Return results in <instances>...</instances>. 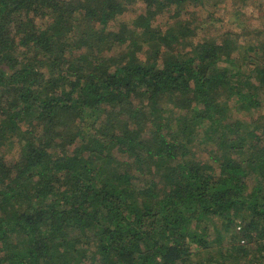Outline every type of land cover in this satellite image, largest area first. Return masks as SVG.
I'll return each mask as SVG.
<instances>
[{"label":"trees","instance_id":"trees-1","mask_svg":"<svg viewBox=\"0 0 264 264\" xmlns=\"http://www.w3.org/2000/svg\"><path fill=\"white\" fill-rule=\"evenodd\" d=\"M209 2L0 0V264L264 252V40H194Z\"/></svg>","mask_w":264,"mask_h":264},{"label":"rangeland","instance_id":"rangeland-1","mask_svg":"<svg viewBox=\"0 0 264 264\" xmlns=\"http://www.w3.org/2000/svg\"><path fill=\"white\" fill-rule=\"evenodd\" d=\"M193 11L199 13L198 16L196 15V19L194 20V23L198 26L197 29H200L198 36L194 37V40L196 41L197 38L203 39L204 37H217L219 35H222L220 36L221 38L223 36H228L234 41H240L246 44L248 42L254 41L255 39L264 40V0H246L245 2H240L239 0H210V2L206 3L204 6H195ZM129 16L130 15H127L126 18ZM164 24H161L163 25L162 27H165ZM199 24L202 26L199 27ZM240 48L242 51L244 50L243 45H240ZM263 114L264 105H262L259 109L251 110L249 113H239L238 116L249 120L251 117L257 118ZM209 223L211 228H213L215 225H219L218 220H214V222ZM239 225L240 224L238 223L236 226H234V230L232 229L233 232H230V235L224 232L221 233L222 237H224L222 247L227 248L228 251L233 250L232 248L234 243H239ZM254 233L257 234V236L255 235L256 238H252L253 240L249 241V246L253 245L252 247H257V244H261L263 237H260L259 234L262 232L255 231ZM240 242L243 241L240 240ZM217 249L218 246L214 244L207 247L206 252L210 250V253L204 255L208 257V263L215 264L212 257L215 255ZM224 251L225 249H223V252ZM260 253L264 252L256 249V251L252 253L254 258L251 255L245 257V259H240V257L230 255L229 252H226V258L233 262L239 261L241 264H250L251 262L249 259L253 258V262L258 263L256 260L257 258L255 257Z\"/></svg>","mask_w":264,"mask_h":264},{"label":"built area","instance_id":"built-area-1","mask_svg":"<svg viewBox=\"0 0 264 264\" xmlns=\"http://www.w3.org/2000/svg\"><path fill=\"white\" fill-rule=\"evenodd\" d=\"M261 242H262V244L264 245V237L262 238V241H261Z\"/></svg>","mask_w":264,"mask_h":264}]
</instances>
